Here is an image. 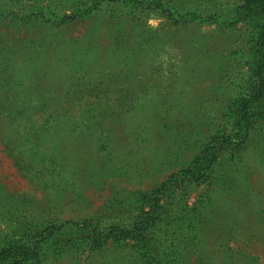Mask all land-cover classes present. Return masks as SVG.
Here are the masks:
<instances>
[{"label": "rangeland", "instance_id": "1", "mask_svg": "<svg viewBox=\"0 0 264 264\" xmlns=\"http://www.w3.org/2000/svg\"><path fill=\"white\" fill-rule=\"evenodd\" d=\"M150 1L0 0V247L88 222L98 249L47 245L41 264H264V122L224 140L248 76L245 1L198 0L209 21ZM198 160L202 175L172 178ZM145 226L146 250L108 237Z\"/></svg>", "mask_w": 264, "mask_h": 264}, {"label": "trees", "instance_id": "2", "mask_svg": "<svg viewBox=\"0 0 264 264\" xmlns=\"http://www.w3.org/2000/svg\"><path fill=\"white\" fill-rule=\"evenodd\" d=\"M133 1V0H132ZM135 1V0H134ZM198 0H190L187 6H184L185 14L182 16L183 19L187 15H191L193 19H216L219 13L210 9L205 16L199 14L194 8L195 3ZM200 1V0H199ZM245 1V7L242 12L236 13L237 21L250 20L252 23L250 29V59L247 60L248 76L246 79V88L241 93L242 99L235 103L233 110L231 109L228 113L229 117L234 119V125L231 127V131L228 136H225L227 143L241 146L246 143L251 128L260 122H264V0H243ZM162 2V3H161ZM161 0L150 1L147 6L156 4L157 9L160 12L167 14L169 18H173L175 13H179L177 5L166 4ZM235 13V11H234ZM240 15V16H238ZM207 16V18H206ZM226 24L232 26L233 21H227ZM240 139V142H234V138ZM214 139L210 146L214 144ZM213 147V146H212ZM209 165L214 163L211 159L207 162ZM204 163L198 160L197 165L183 170L180 173L173 175L172 178H184L193 179L195 176L202 175L201 167ZM176 179V178H175ZM167 184H164L161 189L154 190L151 192V196L147 197V208L156 213L161 209L160 197L165 194ZM154 223L155 219L152 220ZM69 225V224H68ZM88 222L83 223H71L69 231H72V235H69V240L66 242L60 238L66 235V231L62 229L47 228L44 231L38 232L34 236H28L30 230L22 235L21 240L18 239H7L4 241L3 246L0 247V262H6L8 264H41L42 259L45 256L44 249L47 245H51L54 249L62 250L61 244H74L78 246L79 241L86 242V246L89 249H98L102 244V239L99 234L97 235L96 230L93 229L91 234H84L85 230L88 229ZM199 227V225H198ZM147 226L143 229L135 228L129 232L127 230H121L120 228L113 229L108 237H113L116 242L127 240L128 238L137 241L139 248L145 249L148 246L149 238L145 236ZM84 235V236H82ZM82 236V237H80ZM107 238V236L105 237ZM79 240V241H78ZM148 259L152 260L154 264H161L157 262L158 256L152 251L148 252Z\"/></svg>", "mask_w": 264, "mask_h": 264}]
</instances>
